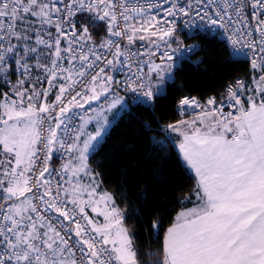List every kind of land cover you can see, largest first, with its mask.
Returning a JSON list of instances; mask_svg holds the SVG:
<instances>
[{"label": "snow or ice", "instance_id": "snow-or-ice-1", "mask_svg": "<svg viewBox=\"0 0 264 264\" xmlns=\"http://www.w3.org/2000/svg\"><path fill=\"white\" fill-rule=\"evenodd\" d=\"M178 23L189 37L225 35L250 71L219 101L179 98L177 111L197 118L152 137L165 151L179 134V162L197 178L196 205L164 232L153 264H264V0H0V264H140L89 155L110 135L109 116L129 101L155 107L175 54L200 50ZM57 152L67 154L59 167ZM101 201L103 225L88 213ZM150 227L158 237L161 222Z\"/></svg>", "mask_w": 264, "mask_h": 264}, {"label": "trees", "instance_id": "trees-1", "mask_svg": "<svg viewBox=\"0 0 264 264\" xmlns=\"http://www.w3.org/2000/svg\"><path fill=\"white\" fill-rule=\"evenodd\" d=\"M187 42L199 44L200 50L175 68L156 106L130 104V111L116 118L110 135L89 159L102 188L113 195L124 215L140 264H153L164 232L175 223L178 212L192 204L188 198L194 195L197 182L190 169L179 162L173 140L161 151L152 137L163 139L162 128L179 121L177 102L183 95L202 100L221 95L229 82L250 71L248 62L233 59L216 37L196 35ZM155 220L161 222L158 237L151 234Z\"/></svg>", "mask_w": 264, "mask_h": 264}, {"label": "built area", "instance_id": "built-area-1", "mask_svg": "<svg viewBox=\"0 0 264 264\" xmlns=\"http://www.w3.org/2000/svg\"><path fill=\"white\" fill-rule=\"evenodd\" d=\"M126 2H127V4H128L129 7H134V6H137V5L146 6L148 3L155 4V3L158 2V0H126ZM155 11L156 10L154 9L153 10V14H155ZM189 31H190L189 28L180 27L179 26V23H178V32H177V35L179 36V38L181 40L184 41V45L185 46H190V45L194 44L193 42H187V40L189 38H192V37H189V35H188L189 34ZM196 35H204V36L216 37V38L220 39L227 46V48H228V50L230 52V55H231V57L233 59L247 61V58H246V56L244 55L243 52H241V53H234L233 52L232 46L227 42L225 35H220L219 33H214L212 35H209L206 32H199ZM142 44H143V42H139V41L137 42V46H141ZM174 47H175V45H174ZM192 53L193 52L187 51V47H182L180 49V51H178L175 54V57H174L175 63H174V65L177 66V67L178 66H181L190 57V55ZM248 56H251V53H248ZM116 75L119 77V74L118 73ZM237 78H245V77H237ZM237 78H235V79H237ZM231 82H229V83H231ZM225 90H226V87H225V89H224V91H223V93L221 95H219V94H212V95L207 96L204 100H202V99H200L198 97H195V96H191V95H183L182 97H185V96L195 97L197 100H199L201 102V104H206L207 99L210 98V97H213V96L217 97V99L219 101V99H221L223 97V95L225 94ZM52 94L53 93H51L50 96ZM129 104H132V103L129 101ZM136 104H139V103H136ZM136 104H132V105H136ZM143 105H146V104H143ZM146 106H149V105H146ZM87 107L88 106L86 105L85 108H87ZM92 108H94L97 111H99V109L97 108L96 104H93L92 105ZM228 111H232L234 115L236 114V112H235L234 109H230V108L225 107V112H228ZM199 113H200V109H196V108H193V107H188L187 109H181L180 111H177V116H178L179 120H188V119H192V118L197 117ZM93 114H94L93 112H91V111L85 112L83 109L76 110L77 117H79L80 115H84L85 117H87L88 115H93ZM74 123L77 126H79V124H80L79 119H76L74 121ZM45 127H46V125H45ZM61 134L64 135L65 137L67 136V134L63 133V130H61ZM54 160H55L54 161V166L55 167H59L60 164L64 163L65 160H67V154H65L63 152H57L56 153V156L54 157ZM88 213H89V209H88Z\"/></svg>", "mask_w": 264, "mask_h": 264}, {"label": "crops", "instance_id": "crops-1", "mask_svg": "<svg viewBox=\"0 0 264 264\" xmlns=\"http://www.w3.org/2000/svg\"><path fill=\"white\" fill-rule=\"evenodd\" d=\"M178 67H179V66H178ZM175 68H176V66H175ZM246 95H247V94H246ZM54 98H55V92H53V94L49 97V102H51L52 100H54ZM245 98H246V97H245ZM110 118H112V117H110ZM196 118H197V117L192 118V119H188L187 121H192V120H194V119H196ZM112 120H113V123H114V121H115L116 119H112ZM90 125H91V126H90L91 131H92L93 128H94V126H95V124H94V122H93V123L90 124ZM197 126H199V125H197ZM168 136L171 138V140H173V142H174V144H175V147H176L177 151L179 152V150H178V146H179L180 139H181V138L179 137V134L169 132V133H168ZM92 153H93V152H92ZM92 153H91V155H92ZM91 155H90V156H91ZM89 159H90V157H89ZM89 168H90L93 172L98 173L96 170L93 169V167H92L90 164H89ZM189 169H190V168H189ZM190 171L193 173L194 177L196 178L194 170L190 169ZM98 180H99V184H100L98 191L101 192V193H103V192H107L106 190H104V189L102 188V185H101L100 177H99V176H98ZM196 181H197V178H196ZM83 182H84V183H87V177L84 178ZM108 193H109V192H108ZM110 194H111V193H110ZM111 195H112V194H111ZM112 196H113V195H112ZM113 199H114V197H113ZM189 199H192V200H193L192 204L189 205V206H187V207L182 208V209L178 212V214H179L181 211H185V210H187V209H189V208H192V207H194V206L196 205L197 201H196L194 195L191 196V197H189L188 200H189ZM115 206L118 208V206H117L116 203H115ZM105 211H107V209L105 208L103 201H101V202L99 203L98 207H97V211H96V212H92L91 209H89V216H90L94 221H96L98 224L103 225V224L105 223V219H104V216L101 215V214H99V213H103V212H105ZM120 212H121V211H120ZM121 214H122V227L125 228V229L127 230V228H126V226H125V224H124V215H123L122 212H121ZM178 214H177V215H178ZM127 233H128V235H129V237H131V235H130V233H129L128 230H127ZM131 239H132V237H131ZM132 244H133V248H134V242H133V239H132ZM134 249H135V248H134Z\"/></svg>", "mask_w": 264, "mask_h": 264}, {"label": "rangeland", "instance_id": "rangeland-1", "mask_svg": "<svg viewBox=\"0 0 264 264\" xmlns=\"http://www.w3.org/2000/svg\"><path fill=\"white\" fill-rule=\"evenodd\" d=\"M177 67V66H176ZM174 71H175V65H173V67H172V69H171V78L169 79V78H166V81H165V86H166V82L167 81H169V80H171L172 78H173V76H174ZM165 86H164V88H165ZM111 116H109V119H111L112 120V118H110ZM112 125H113V120H112ZM90 124H88L87 126H86V128H87V131H91V128H90ZM112 127V126H111ZM111 129V128H110ZM98 147V146H97ZM97 149V148H96ZM90 155H91V153H90ZM90 155H89V157H90ZM89 164H90V162H89Z\"/></svg>", "mask_w": 264, "mask_h": 264}]
</instances>
